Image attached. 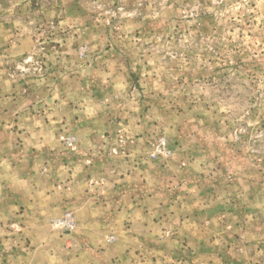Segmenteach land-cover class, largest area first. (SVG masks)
Returning <instances> with one entry per match:
<instances>
[{"label": "rangeland", "instance_id": "obj_1", "mask_svg": "<svg viewBox=\"0 0 264 264\" xmlns=\"http://www.w3.org/2000/svg\"><path fill=\"white\" fill-rule=\"evenodd\" d=\"M0 126L2 158L41 168L39 141L55 140L73 162L179 178L195 225L172 211L104 264H264V0H0ZM161 140L169 154L151 158Z\"/></svg>", "mask_w": 264, "mask_h": 264}, {"label": "crops", "instance_id": "obj_2", "mask_svg": "<svg viewBox=\"0 0 264 264\" xmlns=\"http://www.w3.org/2000/svg\"><path fill=\"white\" fill-rule=\"evenodd\" d=\"M95 131V126L77 131L81 148L95 149L96 136L102 135ZM39 142L47 148L41 168L31 156L25 163L16 154L0 156V226L14 222L22 232L13 238L1 229L0 264L112 263L132 257L144 237L155 235L152 225L168 227L175 211L186 214L179 221L184 227L195 225L190 222L188 192L170 191L179 178H170L168 167L138 166L121 172L108 162L86 163L83 157L73 162L57 155L55 140ZM181 173L189 184L188 169ZM66 214L75 218L76 230L61 238L51 223Z\"/></svg>", "mask_w": 264, "mask_h": 264}, {"label": "built area", "instance_id": "obj_3", "mask_svg": "<svg viewBox=\"0 0 264 264\" xmlns=\"http://www.w3.org/2000/svg\"><path fill=\"white\" fill-rule=\"evenodd\" d=\"M62 143L71 150H75L76 148V139L74 137H61ZM166 142L161 140L151 151L150 157L151 158H158L160 156L167 157L169 152L165 148ZM53 226L56 230L72 232L76 226L73 217L70 214H67L64 218L56 220L53 222Z\"/></svg>", "mask_w": 264, "mask_h": 264}]
</instances>
